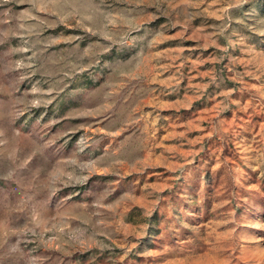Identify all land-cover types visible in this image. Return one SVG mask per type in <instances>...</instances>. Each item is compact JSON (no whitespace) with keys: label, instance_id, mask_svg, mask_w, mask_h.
Masks as SVG:
<instances>
[{"label":"rangeland","instance_id":"374dc122","mask_svg":"<svg viewBox=\"0 0 264 264\" xmlns=\"http://www.w3.org/2000/svg\"><path fill=\"white\" fill-rule=\"evenodd\" d=\"M0 264H264V0H0Z\"/></svg>","mask_w":264,"mask_h":264}]
</instances>
